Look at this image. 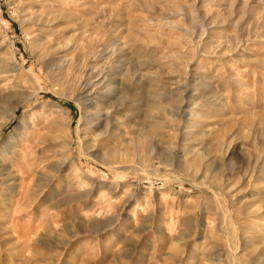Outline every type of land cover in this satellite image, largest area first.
<instances>
[{
  "label": "rangeland",
  "instance_id": "1",
  "mask_svg": "<svg viewBox=\"0 0 264 264\" xmlns=\"http://www.w3.org/2000/svg\"><path fill=\"white\" fill-rule=\"evenodd\" d=\"M0 264H264V0H0Z\"/></svg>",
  "mask_w": 264,
  "mask_h": 264
},
{
  "label": "bare ground",
  "instance_id": "2",
  "mask_svg": "<svg viewBox=\"0 0 264 264\" xmlns=\"http://www.w3.org/2000/svg\"><path fill=\"white\" fill-rule=\"evenodd\" d=\"M98 76V75H97ZM101 81V80H100ZM103 81V80H102ZM102 81L101 82H99L97 85H100L101 83H102ZM91 83V82H90ZM89 83V84H90ZM86 86V85H85ZM109 86V85H108ZM87 87H89V85L87 86ZM87 91V90H86ZM106 91V90H105ZM104 92V91H103ZM102 92V93H103ZM100 94L101 93V91L100 92H94V95L96 94ZM110 93V92H109ZM109 93H108V95H109ZM32 94V93H31ZM98 94V95H99ZM34 95V94H33ZM33 95L31 96L30 94L29 95H26V94H24V92H23V105H26V106H30L31 105V101H32V98H33ZM88 95V94H87ZM87 95H84V96H86L87 97ZM105 95V94H104ZM111 95V94H110ZM109 95V96H110ZM103 96V95H102ZM106 96V95H105ZM89 97V96H88ZM89 100V99H88ZM104 102V101H103ZM102 102V103H103ZM86 103H89V102H86ZM94 103H95V101H94ZM97 103V102H96ZM101 103V104H102ZM100 104V103H99ZM104 104V103H103ZM105 104H106V102H105ZM87 105V104H86ZM94 105H96V104H92L91 105V103L89 104V105H87V106H85V107H90L91 109H93V110H95V112H94V116H91V118H88V121H87V125H90V127H104V123L106 122V124H108V118H107V116H105L104 114H102V110H100V107L99 106H94ZM98 107V109H96ZM103 107V106H102ZM104 109H105V105H104ZM107 109V108H106ZM92 110V111H93ZM178 110H183L181 107L178 109ZM106 111V110H105ZM35 118V117H34ZM87 127V126H86ZM89 128V127H88ZM108 128V127H107ZM107 128H105V130H106V132H107Z\"/></svg>",
  "mask_w": 264,
  "mask_h": 264
}]
</instances>
